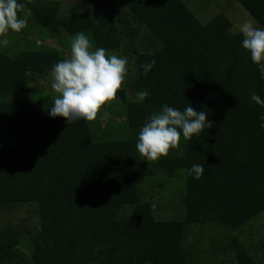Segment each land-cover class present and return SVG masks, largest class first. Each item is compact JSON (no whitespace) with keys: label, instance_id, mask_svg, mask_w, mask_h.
Instances as JSON below:
<instances>
[{"label":"trees","instance_id":"obj_1","mask_svg":"<svg viewBox=\"0 0 264 264\" xmlns=\"http://www.w3.org/2000/svg\"><path fill=\"white\" fill-rule=\"evenodd\" d=\"M100 1L63 13L60 0H18L31 9L35 33L90 31L95 48L127 58L119 92L126 119L109 122L126 136L107 137L98 121L69 125L49 115L53 98L37 97L30 82L64 60L57 47L35 41L15 56L0 50V215L12 204L37 213L32 227L0 228V264H229L222 254L263 264L238 233L264 215V107L251 99L264 100V79L243 34L224 12L202 22L184 0ZM237 1L264 27V0ZM153 60L145 76L141 65ZM141 90L149 95L137 103ZM165 104L192 106L215 123L182 137V152L149 163L136 149L138 132ZM193 164L205 169L200 180L189 174ZM142 167L165 178L184 171L170 215L142 190Z\"/></svg>","mask_w":264,"mask_h":264},{"label":"clouds","instance_id":"obj_2","mask_svg":"<svg viewBox=\"0 0 264 264\" xmlns=\"http://www.w3.org/2000/svg\"><path fill=\"white\" fill-rule=\"evenodd\" d=\"M31 9L18 0H0V43L7 46L9 31L20 33L27 27ZM243 34L242 45L257 65L264 79V28L256 27L251 21L240 25ZM155 60L141 65L144 75L155 66ZM128 60L116 54H109L105 48L92 50L89 38L77 33L71 42L70 56L53 65L51 88L58 95L49 111L52 118L62 117L71 125L78 120L89 124L97 121L102 110L119 102V92L124 90L128 78ZM149 93H136V102L145 101ZM251 99L264 107V100L255 93ZM264 128V115H261ZM214 121L208 120L207 112L196 111L187 106L183 111L165 104L161 111L153 112L140 128L136 149L147 162H158L173 151L182 152L181 139L188 141L199 136L205 129H211ZM205 169L193 164L189 174L200 180Z\"/></svg>","mask_w":264,"mask_h":264},{"label":"rangeland","instance_id":"obj_3","mask_svg":"<svg viewBox=\"0 0 264 264\" xmlns=\"http://www.w3.org/2000/svg\"><path fill=\"white\" fill-rule=\"evenodd\" d=\"M62 3V12L68 13L72 6L86 5L89 7H99L102 6V1L100 0H60ZM124 0H117V3L123 2ZM190 8L195 12L197 17L202 22H208L213 18L214 15L220 12H224L233 22L234 29H240V25L245 21H251L254 26L264 28L237 0H184ZM111 4L115 3L111 0ZM116 4V3H115ZM37 32L35 33V28L29 25L23 29L20 33H15L9 31L7 39L9 43L7 46L0 43V50L15 56L25 49H31L35 47V41L41 46L57 47L60 50L61 55L64 59L69 58L71 51V42L76 34H70L66 31H55L51 35L49 30L44 26H38ZM35 33V34H34ZM83 33L89 38L92 44V50H95L93 44V35L90 31H83ZM42 46V47H43ZM109 54H116L121 56L118 51H108ZM52 76L51 73L44 77H38L35 81L30 82V87L38 88L37 97L45 96L49 94L53 100L58 95L51 88ZM41 91V92H40ZM119 101L120 98H119ZM116 117V122H124L125 112L123 108H120V102L113 103L111 106L106 107L102 110L97 121L101 129L107 128V134L109 137H124L123 128L119 127L118 124L109 123L111 118ZM109 125V126H108ZM95 126V122L92 123ZM145 166H148L145 165ZM144 169V175L142 177V190L147 195H153L154 200L161 207L162 211H167L165 216L171 214V209L176 204H180V195H182V187L184 186L185 173L184 171H179L177 176L172 178H165L160 172L154 167H142ZM157 173V174H155ZM1 217L2 222L0 224L1 229L8 230L9 225L11 227L19 225H28L32 227L36 222L37 213L31 204H12L6 206L2 209ZM130 208L127 207V211ZM198 231V227L193 228L191 234L189 235V241L194 240V233ZM240 237L244 239L246 244L253 243L256 246L254 252H256L257 259L264 264V215L253 220L250 224H247L242 230L238 231ZM206 240V239H205ZM27 253L29 250L26 248ZM229 264L235 263L234 254H222L217 255V259H227ZM207 260H213V257H207ZM227 261V260H226Z\"/></svg>","mask_w":264,"mask_h":264}]
</instances>
